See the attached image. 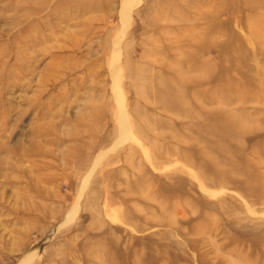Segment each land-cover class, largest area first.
Returning <instances> with one entry per match:
<instances>
[{"label": "rangeland", "instance_id": "374dc122", "mask_svg": "<svg viewBox=\"0 0 264 264\" xmlns=\"http://www.w3.org/2000/svg\"><path fill=\"white\" fill-rule=\"evenodd\" d=\"M0 264H264V0H0Z\"/></svg>", "mask_w": 264, "mask_h": 264}]
</instances>
